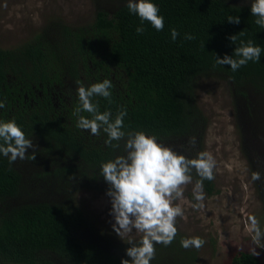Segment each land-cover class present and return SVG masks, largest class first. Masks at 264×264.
Listing matches in <instances>:
<instances>
[{"label":"trees","instance_id":"trees-1","mask_svg":"<svg viewBox=\"0 0 264 264\" xmlns=\"http://www.w3.org/2000/svg\"><path fill=\"white\" fill-rule=\"evenodd\" d=\"M92 1L94 16L88 26L52 22L48 31L44 28L21 46L0 48V102L4 104L0 121L14 120L27 139L46 148L47 159L38 177L44 178L50 192L46 200L11 202L25 190L23 176L0 154V263L121 264L122 257L83 234L87 222L73 202L77 185L104 188L99 185L107 184L101 165L126 154L123 140L120 148L112 149L105 145L107 135L102 130L94 136L76 127L73 113L79 106L80 86L110 80L111 103L100 96L92 98L99 111H110L114 120L126 110L123 131L155 136L189 159L198 150V130L203 125L194 98L197 77L221 76L231 81L237 97L259 92L264 99V28L255 23L252 3L151 0L164 18L163 30L157 31L129 12L128 0ZM229 16H239L240 23H228ZM138 27L144 28L143 33H137ZM173 28L179 33L175 40ZM186 35L195 38L188 40ZM233 35L234 42L229 39ZM249 40L262 50L258 62L249 61L235 72L229 65L216 64V56H231L241 41ZM240 110L239 129L249 131L245 115L252 113L248 106ZM258 125L262 151L258 165L264 168V117ZM191 137L196 138L194 146L188 142ZM192 175L200 179L195 170ZM254 186L264 212V180ZM182 238L177 233L169 246L155 244L150 264H184L192 258L193 252L181 246ZM233 259L238 264H257L250 253L239 252Z\"/></svg>","mask_w":264,"mask_h":264},{"label":"rangeland","instance_id":"rangeland-1","mask_svg":"<svg viewBox=\"0 0 264 264\" xmlns=\"http://www.w3.org/2000/svg\"><path fill=\"white\" fill-rule=\"evenodd\" d=\"M93 16L92 0H0V48L19 47L41 34L44 28L48 31L47 25L52 22H60L72 28L86 27L93 20ZM48 33V37L52 38L53 32L49 30ZM232 87L233 84L227 78L213 74L199 76L194 82V98L203 118V125L198 130V150L194 158L201 151L209 152L216 160V167L215 179L210 184L203 183L205 199L202 209L192 207L198 203L192 191L198 179L193 175L192 183L185 188L183 198L174 201L184 211L183 217L176 218L177 233L185 239L200 237L205 241L199 249L183 248L193 252L192 258L184 264H238L232 258L239 252L253 255L252 249L259 253L258 256L253 255L257 264H264V238L258 242L253 240L248 219L249 216H255L264 232L262 202L256 193L255 181H252L251 175L253 168L261 174V180H264V168L258 165L262 160V151L260 152L258 146L261 142L258 121L264 117V99L259 92H249L247 97L239 98L233 93ZM237 101L239 106H234ZM247 106L254 116L252 120L253 116L245 115L250 132L239 129L240 109L245 110ZM88 133L86 131L87 136ZM157 142L165 144V147L168 145ZM33 144L34 152L28 149L26 155H35V160L18 159L12 163L15 170L23 176L25 187L21 195L11 201L13 203L46 200L50 197L44 178L38 177L42 174L43 163L48 154L42 144L36 141ZM55 155L56 151H52L51 156ZM250 162L253 165L251 168ZM80 185L73 191V202L87 222L83 234L95 243H104L122 259L130 260L126 255V249L131 246L129 237L122 240L112 228L115 220L110 215V197L106 195L109 185L99 184L104 188ZM210 186L211 190L208 191ZM130 238L133 242H138L141 234L133 229Z\"/></svg>","mask_w":264,"mask_h":264},{"label":"clouds","instance_id":"clouds-1","mask_svg":"<svg viewBox=\"0 0 264 264\" xmlns=\"http://www.w3.org/2000/svg\"><path fill=\"white\" fill-rule=\"evenodd\" d=\"M127 8L130 13L140 18L141 23L147 21L157 31L163 30L164 18L158 15L159 8L151 0H128ZM251 14L257 17L255 23L264 28V0H254ZM227 21L239 24L240 18L229 16ZM136 31L138 34L143 33L144 28L138 27ZM178 35L173 28L172 39L175 40ZM240 35H244L243 31ZM194 38L192 35L185 36L188 40ZM236 38V35L229 37L232 42ZM261 51L251 40L246 44L241 41V46L236 47L233 53L236 58H233V54L225 55L222 59L216 56V64L229 65L235 72L249 61L258 62ZM111 88L112 83L108 79L87 88L80 86L77 90L79 106L73 115L77 117V128L90 130L94 136H99L102 130L107 135L104 143L108 147L118 149L121 147L120 141H124L123 150L126 154L116 156L101 165V175L109 185L106 195L110 197V215L115 220L112 228L122 240L129 237L131 246L126 249V255L130 260L122 259L121 264H150L155 258L154 245L162 244L167 247L177 235L176 218L183 217L184 211L174 201L183 198L185 188L192 183L193 170L200 179L192 189L194 199L198 202L192 207H204L203 181L215 179L216 160L206 151H201L196 158L189 159L158 143L155 136H148L144 132L123 131L126 110L119 111L113 120L110 111L100 112L98 104L92 102L93 97L100 96L111 103ZM3 107V102H0V108ZM81 113H88L91 118ZM188 142L194 146L196 138L191 137ZM28 149L34 152L35 145L26 138L21 127L14 120L0 121V154L7 157L10 164L18 159L35 160V155H26ZM258 180H261V174L253 172L252 181ZM248 219L249 232L253 234V240L258 242L264 238V232L255 216H249ZM133 229L141 234L138 244L130 238ZM180 243L185 249H199L205 241L200 237H192L182 238ZM252 254L259 255L256 249H252Z\"/></svg>","mask_w":264,"mask_h":264},{"label":"flooded vegetation","instance_id":"flooded-vegetation-1","mask_svg":"<svg viewBox=\"0 0 264 264\" xmlns=\"http://www.w3.org/2000/svg\"><path fill=\"white\" fill-rule=\"evenodd\" d=\"M36 97H37V96H36ZM9 114L11 115L12 112L9 111ZM10 115H8L7 113L5 114L6 117H7V116L10 117Z\"/></svg>","mask_w":264,"mask_h":264}]
</instances>
